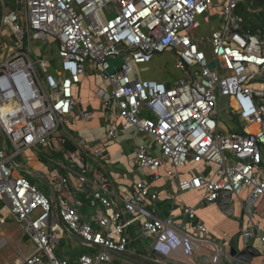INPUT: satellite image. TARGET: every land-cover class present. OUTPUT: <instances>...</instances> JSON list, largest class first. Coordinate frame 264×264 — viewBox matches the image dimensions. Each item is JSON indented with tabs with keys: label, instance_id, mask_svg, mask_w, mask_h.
I'll list each match as a JSON object with an SVG mask.
<instances>
[{
	"label": "built area",
	"instance_id": "2783aa9c",
	"mask_svg": "<svg viewBox=\"0 0 264 264\" xmlns=\"http://www.w3.org/2000/svg\"><path fill=\"white\" fill-rule=\"evenodd\" d=\"M8 1L0 0L1 26L10 29L14 44L6 48L0 38V51L10 53L0 63V128L13 150L7 156L0 147V226L16 221L35 245L19 264H70L56 254L63 234L58 216L84 246L102 249L82 255L78 264L124 261L113 253L152 264H185L205 247H210V264H233L230 251L208 234L193 208L183 209L193 233L180 231L172 215L160 218L159 196L144 182L120 203L112 200V182L101 164L109 141L118 135L116 127L92 146L70 134L65 123L82 79L100 77L98 96L106 116L151 137L159 149L155 155L149 147L137 146L139 169L158 181L167 163L174 169L167 172L169 178L189 160L206 163L205 173L179 179V191H199L203 202L212 205L223 191L239 195L250 189L249 214H259L262 206L264 216V33H252L239 13L247 0H224L225 22L212 26L207 37L196 34L216 15L214 0H16L11 10ZM49 38L57 41L58 66L56 60L39 59V70L32 42ZM167 52L174 54V69L182 76L170 86L140 78L138 67ZM92 116L79 114L85 122ZM225 118L232 129L223 126ZM69 143L75 151L66 150ZM31 150L39 153L44 167L56 165L58 172L47 177L57 194V213L52 198L13 164ZM94 164L99 171L92 173ZM70 178L78 184L74 195L88 193L86 200L69 199ZM93 179L97 190L88 189ZM85 204L94 211L89 221L82 211ZM131 223L151 242L139 247L141 253L130 249ZM263 231L255 223L243 234L247 240L259 238L264 246ZM6 243L2 239L0 249Z\"/></svg>",
	"mask_w": 264,
	"mask_h": 264
},
{
	"label": "crops",
	"instance_id": "0c3cea01",
	"mask_svg": "<svg viewBox=\"0 0 264 264\" xmlns=\"http://www.w3.org/2000/svg\"><path fill=\"white\" fill-rule=\"evenodd\" d=\"M15 2L16 0L8 1L7 4L8 10L17 7ZM222 4L216 5L217 8L214 9L216 11V14H219L220 16H222L221 15ZM0 11L2 16L3 11L1 10V8ZM220 24L223 23L220 22ZM5 34H7V36L12 35L10 29H7V32H4L1 26L0 38H2V41L4 39V36H6ZM141 68L138 67L137 69L138 75L142 71ZM149 75L152 76V74ZM154 75L155 77L153 76L150 78V76L148 77L147 74L145 77L147 79L154 78L153 80L164 82L163 77L158 76L159 74H154ZM178 76L180 77L182 75L179 74ZM101 82L102 81L100 77H94L91 74H89L87 77L82 79V83L77 87V90L75 92L76 106L74 112L71 116H69L66 119L65 125L69 133L72 134L76 139L80 141L89 142L90 144H92V146L93 144L101 140H106V132L110 127L114 126L117 128L118 130L117 137L113 141H109L111 143L108 147L107 159L105 160L106 163L104 164L103 162V164H101L103 166V174L107 175L112 182V187H113L112 196H111L112 200L117 202H119L118 200L120 201L123 200L124 197L132 193L137 183L144 182L153 193H157L159 196V200L157 203L158 216L164 219L167 216L172 215V217L175 220V224L180 229V231L186 233H193V224L188 222L186 218H184L183 216V209L185 207H191L196 212V216L198 220H200L206 226L208 234L212 237L221 240L228 251L231 252L233 246H235L236 250L241 251L245 247H247L248 244L251 245V242L253 240H255V242H257L259 245H262L259 238L256 237L247 240L243 234L245 230L250 229L255 223L260 224L264 229V216H262L263 207L262 206L260 207L259 214L256 213L249 214V206L252 205V200H250V189H244L239 195L234 194L233 199L228 204L229 206L227 207V210L222 211L217 203L212 205L205 204L203 202V196L201 192L199 191L181 192L177 187V182L179 181V179L182 180L189 179L191 178L190 176L193 177V174L198 175L200 173H205L208 168L206 163L197 164L194 163L192 160H189V162L184 167L175 171V173H177V176L171 178L167 176V172L174 169L169 163H167L163 168H161L160 171L163 176L158 181L153 180L149 175L148 171L141 170L135 165L134 149L137 146L145 145L146 147H149L153 152V154L155 155H159V149L157 148V145L155 144V142L151 137L139 134L134 129L124 127L122 121L116 116H110V117L106 116V111L98 96V89L101 88ZM81 111H88L92 113L93 115L92 119L89 122L81 121L79 117ZM233 118L234 121L237 122L238 119L236 117ZM224 120L227 121V123L229 121L227 118H225ZM233 127L234 126L231 124L227 128L232 129ZM131 134L137 136L142 135L141 136L142 141L140 143L137 142L132 152L127 156L124 150V143L126 138ZM54 156H59V155L54 154ZM59 161H61L60 156L59 159H56V162ZM123 162L128 163L130 172L127 174L126 170L123 171L121 170L122 173H116L118 168H120L118 165L122 164ZM105 166L112 167V169L115 172L109 174ZM47 169L48 171H50L49 175L52 172L55 173L58 172V170L56 169V165H53V168L47 167ZM91 171L92 173L99 171V167L94 164L91 167ZM98 184L99 183H97V179H93V182L89 185L88 189L97 190L99 188ZM77 185H78L77 180L70 178L71 191L67 194V196L71 201H73L74 197L76 198L79 197L83 200H86L88 197V193L85 194L79 193L78 195L77 194L74 195L75 191L73 190V188L76 189ZM254 206H259V204L255 203ZM82 211L87 216L88 221L90 220V217L94 214V211L86 204L82 208ZM126 219L130 220L129 217H127ZM62 230H63V234L60 245L62 244L63 241H67L71 245H73V247H77L78 245H80L83 248H87L83 244H80L76 242L74 239H72L71 234L70 232H68L67 229L66 230L62 229ZM128 234L133 240V243L137 242L138 247L140 248L143 247L144 245L143 243L145 242V240H147L141 236L138 227L132 223L128 227ZM23 239H26L27 241L31 242V240L28 237H25L24 231L22 233L21 240ZM8 243L9 241L7 240V243L1 249H3ZM18 245H19L18 256L13 260V262L6 264H14V263L19 264L22 262L24 256L30 255V254H25L21 250L20 243ZM263 250H264V246H263ZM95 251L96 250L93 249L92 254H94ZM57 256L59 259L69 262L67 258H63L59 255ZM210 258H211L210 247H205L204 249L196 252L193 259H190L188 261L184 260L185 262H183V260L181 261L185 264H210ZM263 261L264 258L261 257L260 254L259 257L253 259L251 264H262ZM121 263H127V262L121 261ZM222 264H230V263L225 260Z\"/></svg>",
	"mask_w": 264,
	"mask_h": 264
},
{
	"label": "rangeland",
	"instance_id": "374dc122",
	"mask_svg": "<svg viewBox=\"0 0 264 264\" xmlns=\"http://www.w3.org/2000/svg\"><path fill=\"white\" fill-rule=\"evenodd\" d=\"M219 4H222L223 6L225 4L224 0H214V5H219ZM0 22H1V11H0ZM220 22L224 23L225 18L220 16L219 14L213 15L211 19V24L203 26L202 29L199 30L196 35L200 37L209 36L211 32V27L212 26L218 27ZM246 25H247V22H246ZM3 31L7 32V29ZM0 32H1V24H0ZM5 35L6 36H4L3 42L5 44V47L8 48L9 46H12L14 44V41L12 39V35L11 36H7V34ZM32 51H33V60L36 63V66L39 70H40L39 59L48 60V61L56 60V66H58V62H59L57 59L58 47H57L56 39L49 38V39H41V40L32 42ZM9 56H10V53H7V51L4 52L1 50L0 51V63L8 60ZM110 62L112 63L113 61H110ZM174 62H175L174 54L167 52L155 58L151 64L142 66V68L140 67L142 71L139 73V76L142 79H147L145 77L147 74H148V77L150 76V78L153 76L155 77L154 74H159L158 76L163 77L164 83L169 86L170 84H173L175 80H177L179 77L178 76L179 74L174 69ZM111 71L112 70H110V72ZM149 74H152V76ZM222 124L223 126L229 127V124L225 120L222 121ZM65 128H66V125H65ZM141 136L142 135L137 136V135L131 134L126 138L125 143H124V150L127 156L128 154L132 152L137 142L140 143L142 141ZM7 146L10 150H13V146L10 143L7 142ZM38 158H39V153L31 150V151L25 152L22 156L16 158L15 162L23 166L26 169L45 172L46 175H49L50 171H48L47 167H44L42 163H40L37 160ZM55 159H59V156H55ZM105 163L106 162H104V164ZM118 166L120 167L118 168V170L120 171L117 170L116 173H122L121 170L122 171L126 170L127 174L130 172L127 162H123L122 164ZM105 167H106V170L109 172V174L115 172L112 169V167H109V166H105ZM194 175L195 174H193V176ZM22 176L27 178L30 181V183L36 186L44 195L46 196L50 195V189L42 179L34 175L28 174V173H22ZM22 233H23L22 225L18 224L16 221L12 219L8 220V222L5 225L0 226V240L6 238L9 241V243L3 249L0 250V264H6V263L13 262V260L18 256V250H19L18 244L19 243L21 246V250L25 254H32L35 251V245L32 242L27 241L26 239L21 240ZM150 243L151 242L149 240H145L142 248L144 249L145 246H149ZM251 245L254 248L258 249L261 254V257L264 258L263 246L255 242V240L251 242ZM130 249L132 251H136L137 253H141L137 242H134L130 246ZM56 254L63 258H67L70 264H78L77 263L78 259L82 255H93L92 251H90L89 249L83 248L80 245H78L77 247H73V245H71L67 241L62 242V244L58 247ZM111 264H128V263H121V261H114Z\"/></svg>",
	"mask_w": 264,
	"mask_h": 264
},
{
	"label": "water",
	"instance_id": "95a60500",
	"mask_svg": "<svg viewBox=\"0 0 264 264\" xmlns=\"http://www.w3.org/2000/svg\"><path fill=\"white\" fill-rule=\"evenodd\" d=\"M0 147L2 148V150L5 152V154L7 156L10 155V151H9V148L7 146V143H6L5 135H4L1 128H0ZM13 164L15 165V167L20 172L34 175V176L42 179L47 184V186L50 189V197L52 198L53 211L55 213H57L56 209H55L56 202H57V194L55 193L54 186L50 182V180L48 179L47 175L41 171H33V170L26 169L23 166L16 165L15 162H13ZM232 199H233L232 193L223 191L220 193V196L217 200V204L220 206L222 211H226L227 207L229 206L228 204L230 203V201ZM58 224L62 229L66 230V227H65L62 219L59 216H58ZM70 234H71L72 239H74L76 242L84 245V241L80 236L72 234V233H70ZM93 248L96 250H102L99 246H93ZM113 254L122 258L124 261H126L127 263H130V264H152V263H149L147 261H144L142 259H139V258L134 257V256L129 255V254H125V253H113ZM154 255H156L157 257H161L156 252H154ZM259 256H260L259 251L256 248H254L252 245H249V244L247 247H245L241 251L236 250L235 246H233L231 249V252H230V257H231V260L233 261V264H251L253 259L257 258Z\"/></svg>",
	"mask_w": 264,
	"mask_h": 264
},
{
	"label": "trees",
	"instance_id": "16d2710c",
	"mask_svg": "<svg viewBox=\"0 0 264 264\" xmlns=\"http://www.w3.org/2000/svg\"><path fill=\"white\" fill-rule=\"evenodd\" d=\"M239 12L244 17L247 22V28L252 33H264V0H247L246 2L240 4ZM66 150L75 151L76 147L69 143L66 146ZM89 250L93 251L90 248Z\"/></svg>",
	"mask_w": 264,
	"mask_h": 264
},
{
	"label": "bare ground",
	"instance_id": "6f19581e",
	"mask_svg": "<svg viewBox=\"0 0 264 264\" xmlns=\"http://www.w3.org/2000/svg\"><path fill=\"white\" fill-rule=\"evenodd\" d=\"M255 127H253L252 129H254Z\"/></svg>",
	"mask_w": 264,
	"mask_h": 264
}]
</instances>
